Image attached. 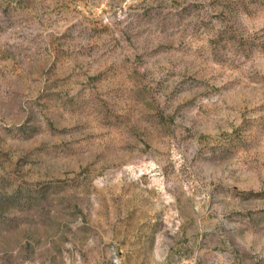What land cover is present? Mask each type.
<instances>
[{
  "label": "rangeland",
  "instance_id": "rangeland-1",
  "mask_svg": "<svg viewBox=\"0 0 264 264\" xmlns=\"http://www.w3.org/2000/svg\"><path fill=\"white\" fill-rule=\"evenodd\" d=\"M0 264H264V0H0Z\"/></svg>",
  "mask_w": 264,
  "mask_h": 264
}]
</instances>
